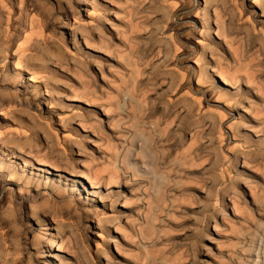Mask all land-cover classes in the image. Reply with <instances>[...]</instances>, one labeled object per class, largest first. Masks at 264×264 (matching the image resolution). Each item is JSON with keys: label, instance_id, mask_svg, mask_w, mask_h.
Listing matches in <instances>:
<instances>
[{"label": "rangeland", "instance_id": "rangeland-1", "mask_svg": "<svg viewBox=\"0 0 264 264\" xmlns=\"http://www.w3.org/2000/svg\"><path fill=\"white\" fill-rule=\"evenodd\" d=\"M0 149V264H264V0H0Z\"/></svg>", "mask_w": 264, "mask_h": 264}, {"label": "bare ground", "instance_id": "bare-ground-1", "mask_svg": "<svg viewBox=\"0 0 264 264\" xmlns=\"http://www.w3.org/2000/svg\"><path fill=\"white\" fill-rule=\"evenodd\" d=\"M207 20V19H206ZM61 61V59H60ZM210 61V60H209ZM219 69V68H218ZM219 78L221 80V82L225 85H228V80L223 76V75H219ZM75 98V97H74ZM90 114V113H89ZM93 114V113H92ZM82 120V119H81ZM36 122V121H35ZM154 139V138H153ZM4 144V143H3ZM9 153L8 157L11 155L10 159H14V156H16V158H19L20 161L22 162V166L21 169H23L24 167L28 166V164H30V161L26 158L23 157V155L21 154V152H15L14 150H10V149H0V157H3L5 155V153ZM40 155V154H39ZM39 158V157H38ZM42 160H38V164L39 166H44L45 164L42 163ZM0 178L7 176L9 182L14 181L15 182V186H19L21 184L24 183V186H27L30 184V179L26 178L24 179V173L19 171L15 165L11 162H6V161H1L0 163ZM58 168L56 166H54L52 169L54 170H58L55 169ZM60 172V171H57ZM58 191V190H57ZM11 193V190H9V194ZM126 193V192H125ZM71 197V196H70Z\"/></svg>", "mask_w": 264, "mask_h": 264}]
</instances>
